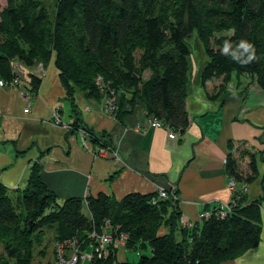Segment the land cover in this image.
<instances>
[{
  "label": "trees",
  "instance_id": "trees-1",
  "mask_svg": "<svg viewBox=\"0 0 264 264\" xmlns=\"http://www.w3.org/2000/svg\"><path fill=\"white\" fill-rule=\"evenodd\" d=\"M194 32L207 56L203 83L221 81L220 95L234 77L248 76L249 85L264 89V0H6L0 2V74L9 82L16 76L15 62L30 70L54 60L73 108L76 91L96 100L113 93L118 118L141 108L183 135L190 122L193 71L187 39ZM28 72L29 91L36 94L43 77ZM229 148L234 149L232 143ZM236 151L239 156L229 153L225 160L227 177L238 184L229 211L218 208L192 225L182 223L175 194L63 198L35 163L26 188L15 198L0 182V264H39L36 255L47 249H37L47 231L54 232L55 241L73 237L82 245L95 243L93 234H125L126 248L137 255L119 261L112 253L80 264H221L233 259L256 246L262 233L261 200L247 203L245 196L258 174L254 155L240 147ZM243 154L251 157L247 174L240 169ZM57 243L45 246L53 245L55 253Z\"/></svg>",
  "mask_w": 264,
  "mask_h": 264
},
{
  "label": "crops",
  "instance_id": "crops-1",
  "mask_svg": "<svg viewBox=\"0 0 264 264\" xmlns=\"http://www.w3.org/2000/svg\"><path fill=\"white\" fill-rule=\"evenodd\" d=\"M53 61L44 65L46 75L29 99L24 97L29 91L27 68L18 62L23 81L0 84V182L12 196L26 188L31 167L39 163L49 187L63 198L105 193L120 200L133 192L172 189L182 223L192 225L201 221V213L231 203L225 160L229 153L239 156L240 147L254 155L257 167L245 196L247 203L261 200V240L221 264H264V89L241 76L219 95L221 81L202 82L207 56L201 47L187 98L189 126L172 139L165 126H150L141 108L121 119L107 109V98L96 100L80 92L73 108L58 72L50 70ZM57 113L61 122L55 120ZM106 146L113 149L102 156ZM250 162V154L240 156L244 174L251 172ZM119 255L120 261L131 259L123 248Z\"/></svg>",
  "mask_w": 264,
  "mask_h": 264
},
{
  "label": "rangeland",
  "instance_id": "rangeland-1",
  "mask_svg": "<svg viewBox=\"0 0 264 264\" xmlns=\"http://www.w3.org/2000/svg\"><path fill=\"white\" fill-rule=\"evenodd\" d=\"M0 2L1 3H4V0H0ZM187 42H188V44H189V46L191 47V56H190V58H191V60H192V63H193V61L195 62L196 60H200V56H201V47H202V51L204 52L205 50H204V47H203V45H202V43H201V41L198 39V36H197V33L196 32H194L188 39H187ZM20 64V63H19ZM20 66H22V67H25V68H27L23 63L22 64H20ZM37 67H39V64H37L36 66H34V67H32V68H35V69H37ZM47 67V66H46ZM44 69H45V67H43ZM42 70V71H40V73H39V75L41 76V77H44L45 75H46V71L45 70ZM26 70V69H25ZM50 70H52V73L53 72H56L57 73V71H56V67H55V62L53 61V63H51V66H50ZM29 70H28V68H27V70H26V72L27 73H29L28 72ZM23 81V79H21V82ZM20 84V83H19ZM3 86H4V84H3ZM25 92H27V91H25ZM77 92H79V91H76V93ZM114 92V91H113ZM75 93V94H76ZM81 93V92H80ZM109 95H111V96H109V98H107L108 99V102H113V100H114V102L112 103V104H114V103H116V101H117V98H118V95L117 94H109ZM108 104V103H107ZM107 104H106V106H107ZM109 105V104H108ZM229 188L231 189V187L229 186ZM166 192L168 193V197H171L173 194H175L174 192H173V190L172 189H170V190H166ZM22 194H20V196H21ZM15 198V197H14ZM15 202V205H16V207H17V209L18 210H20V207H19V204H18V201H14ZM228 206V205H227ZM225 209V208H224ZM85 211V210H84ZM50 231V230H49ZM97 235L99 236V235H101V233H97ZM122 235H125V234H122ZM53 236H54V232L53 231H50V232H48L47 231V233H46V235H45V239H44V242H43V244L37 249V253L39 252V250L41 249H47L48 251H46V254L45 255H42V254H39V255H36L37 256V258H38V263L40 264H56L58 261H59V254L57 253V252H52L51 250H49L47 247L50 245V244H53L54 242H66V241H68V240H75V246L76 247H72V246H70L69 244H66L64 247L65 248H63L62 250H63V252H64V254H65V260L68 262L67 264H70V262H71V258L73 257V256H79L78 257V260H77V264H80V263H82V261H80V259H81V255H80V253L82 254H85V253H88L87 252V250L88 251H90L91 250V246H89V245H91V241L89 240V242H87L86 243V241L83 243V245H82V242H81V240L79 239V238H68V239H65V240H63V241H58V240H53L54 238H53ZM113 236V235H112ZM127 237V236H126ZM50 238H52L51 239V241H50ZM113 238L114 239H112L111 240V242L108 244V245H106V250L105 251H103L102 253H101V258L102 259H107L112 253L113 254H116V258L120 261V255H119V252H120V250L123 248L124 250H126V252H128V254H129V256H130V258L133 260V259H135V258H137V255H136V252L135 251H129L128 250V248H126L127 246L125 245V243L124 244H122V243H119L118 242V240H117V238L118 239H120V236H118V237H114L113 236ZM113 242V243H112ZM95 243H96V241H95ZM45 245H47V247L45 246ZM64 245V244H63ZM122 245V246H121ZM89 246V247H88ZM95 246L97 247V246H99V244H95ZM109 246V247H108ZM121 246V247H120ZM88 247V248H87ZM87 248V249H86ZM114 251V252H113ZM92 253H94V254H98V252L97 251H95L94 250V252H92ZM87 255H90V254H87ZM97 256H95L92 260H94L95 258H96ZM71 259V260H70ZM135 261V260H134Z\"/></svg>",
  "mask_w": 264,
  "mask_h": 264
},
{
  "label": "built area",
  "instance_id": "built-area-1",
  "mask_svg": "<svg viewBox=\"0 0 264 264\" xmlns=\"http://www.w3.org/2000/svg\"><path fill=\"white\" fill-rule=\"evenodd\" d=\"M15 64H18V63H15ZM15 67V72H16V76H15V78L13 79V80H11V81H9V82H7V81H3V80H1L0 81V84L1 85H9V84H13V85H18L20 82H21V73H22V70H21V68H20V66H19V64H18V67L17 66H14ZM44 66H43V64H39V67H37V69H35V68H32V69H30L29 71H31V72H33L34 74H36V75H38V76H40L39 75V73H40V71H42L44 68H43ZM45 70V69H44ZM98 83H100V84H103V78L102 77H99L98 78ZM24 97L26 98V99H29L30 98V91H28L27 90V92H25L24 93ZM113 102H114V100H113ZM113 102H108V99H107V103L109 104H107V109H109L110 111H111V113H113L114 112V110H115V108H116V106H115V103L114 104H112ZM25 111L26 112H28V109H25ZM55 120L57 121V122H61V119L58 117V113L57 114H55ZM147 123L150 125V126H158V127H160V126H165L166 128H167V130H168V132H169V137L170 138H172V139H175L176 137H178L179 135H180V132L179 131H177V130H175L174 128H172L171 126H169V125H167L166 123H164L162 120H160V119H157V118H151V117H147ZM137 127L138 128H141V125L140 124H138L137 125ZM112 147H104V148H101V155L102 156H104L105 154H108L109 153V151H112ZM115 156H117V154H114ZM229 186L231 187V190H235V189H237L238 188V185H237V182L235 181V180H233V179H229ZM158 194H159V197L160 198H168V193L166 192V190L165 189H161V190H158ZM174 196V195H173ZM175 197V196H174ZM222 210H223V214L224 213H227V211H229V205L228 206H226V208L224 209V208H222ZM211 213H208V212H203V213H201L200 214V218H206V217H208L209 215H210ZM93 236H95V241H96V243H91V245H89V246H91V250L90 251H88L87 250V252L88 253H85V254H81L80 253V255H81V259H80V261H85V260H92L95 256H97L98 258H101L102 256H101V253L103 252V251H105L106 250V245H108L110 242H111V240L112 239H114L113 238V236L111 235V234H109V233H107V232H104V233H102L101 235H96V234H93ZM126 235H120V239H118L117 238V240H118V242L119 243H122V244H124L125 243V240H126ZM113 243V242H112ZM64 244V245H63ZM66 244H69L70 246H72L73 248L74 247H76L75 246V240H68V241H66V242H58L57 243V246H56V252L59 254V261L56 263V264H67L68 262L65 260V254H64V252H63V248H65L64 246L66 245ZM95 244H99V246H95ZM88 246V247H89ZM122 246V245H121ZM120 246V247H121ZM87 247V248H88ZM109 247V246H108ZM86 248V249H87ZM94 250L95 251H97L98 252V254H94V253H92V252H94ZM87 254H90V255H87ZM78 257L79 256H73L70 260H71V262H70V264H77V260H78Z\"/></svg>",
  "mask_w": 264,
  "mask_h": 264
},
{
  "label": "bare ground",
  "instance_id": "bare-ground-1",
  "mask_svg": "<svg viewBox=\"0 0 264 264\" xmlns=\"http://www.w3.org/2000/svg\"><path fill=\"white\" fill-rule=\"evenodd\" d=\"M44 66V65H43ZM114 114V113H113Z\"/></svg>",
  "mask_w": 264,
  "mask_h": 264
}]
</instances>
